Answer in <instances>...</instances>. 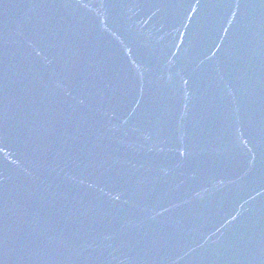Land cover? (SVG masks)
Segmentation results:
<instances>
[{
	"label": "water",
	"instance_id": "95a60500",
	"mask_svg": "<svg viewBox=\"0 0 264 264\" xmlns=\"http://www.w3.org/2000/svg\"><path fill=\"white\" fill-rule=\"evenodd\" d=\"M0 264H264V0H0Z\"/></svg>",
	"mask_w": 264,
	"mask_h": 264
}]
</instances>
